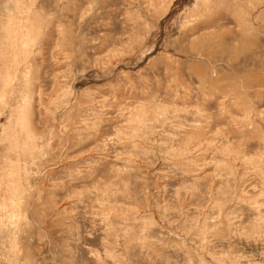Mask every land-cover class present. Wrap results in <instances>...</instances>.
Segmentation results:
<instances>
[{
    "label": "rangeland",
    "instance_id": "rangeland-1",
    "mask_svg": "<svg viewBox=\"0 0 264 264\" xmlns=\"http://www.w3.org/2000/svg\"><path fill=\"white\" fill-rule=\"evenodd\" d=\"M0 264H264V0H0Z\"/></svg>",
    "mask_w": 264,
    "mask_h": 264
},
{
    "label": "bare ground",
    "instance_id": "bare-ground-1",
    "mask_svg": "<svg viewBox=\"0 0 264 264\" xmlns=\"http://www.w3.org/2000/svg\"><path fill=\"white\" fill-rule=\"evenodd\" d=\"M211 11V10H210ZM196 21V20H195Z\"/></svg>",
    "mask_w": 264,
    "mask_h": 264
}]
</instances>
